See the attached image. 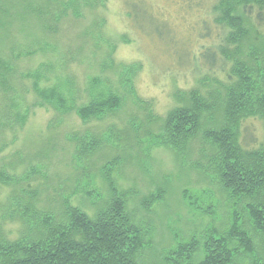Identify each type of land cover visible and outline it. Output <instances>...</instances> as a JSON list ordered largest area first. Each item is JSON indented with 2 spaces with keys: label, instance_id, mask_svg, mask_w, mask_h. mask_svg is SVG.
Segmentation results:
<instances>
[{
  "label": "rangeland",
  "instance_id": "obj_1",
  "mask_svg": "<svg viewBox=\"0 0 264 264\" xmlns=\"http://www.w3.org/2000/svg\"><path fill=\"white\" fill-rule=\"evenodd\" d=\"M146 1L156 20L142 8L128 16L126 0H52L41 20L36 13L27 14L22 1L1 0L8 12L0 17L9 30L14 26L9 41L15 49H4L0 55L14 57L20 87L30 90L24 92L25 105L30 106L28 100L35 96L30 89L34 80L57 92H71L76 106L112 92L123 97L115 114L89 121L47 104L30 107L26 134L5 153L19 151L24 157L42 150L45 157L27 158L15 170H6L11 177L43 184L38 187L40 210L57 209L63 198L70 197L90 215L101 201L113 197L112 179L143 230L139 264H171L166 258L180 244L192 237L203 243L211 233H224L232 224L237 199L229 197L202 160L201 138L192 141L191 156L182 158L178 147L174 150L150 137L157 135L159 123L147 117L150 108L155 116H163L177 105L179 90L200 86L213 74L224 78L219 67L213 72L192 59L203 42L211 41L201 38L199 31L203 18H212L208 8L213 0L191 11L187 4L180 7L179 0ZM1 35L0 31V39ZM263 136L261 120L244 122L246 147H258ZM115 156L117 161L111 163ZM31 167L40 174L32 177ZM159 186L167 189L165 196L151 200L149 195H157ZM3 227L9 238L18 236L16 223ZM203 256L200 245L195 262Z\"/></svg>",
  "mask_w": 264,
  "mask_h": 264
},
{
  "label": "trees",
  "instance_id": "obj_2",
  "mask_svg": "<svg viewBox=\"0 0 264 264\" xmlns=\"http://www.w3.org/2000/svg\"><path fill=\"white\" fill-rule=\"evenodd\" d=\"M20 1L26 13H36L38 20L52 6V0ZM126 1L128 16L142 8L143 14L156 20L146 0ZM207 1L210 0H194L195 4L192 0L177 2L180 7L187 4L186 9L191 11ZM212 3L208 8L212 18H203L199 31L201 38L208 36L211 41L203 42L192 59L213 72L219 67L224 78L213 74L201 80L200 86L179 90L175 94L177 105L163 116H155L147 104V117L149 122L159 123L157 135L150 137L174 150L178 147L182 158L191 156L192 141L201 138L202 160L237 203L233 204L232 224L224 233H211L203 243L192 237L166 259L171 264H264V136L254 148L246 147L242 141L246 120L257 118L264 127V0ZM7 12L8 7L0 0V15ZM5 24L0 17V53L15 49V43L9 41L14 26L9 30ZM13 59L0 55V264H139L137 255L143 247V230L128 213L127 200L112 179L109 186L113 197L105 203L101 201L102 206L90 215L73 205L70 197L63 198L57 209L40 210L38 187L43 184L35 179L11 177L6 170H15L27 158L32 161L45 157L42 150L24 157L19 151L5 153L26 134L30 107L47 104L59 113L74 111L83 121H89L115 114L123 97L112 92L76 106L71 92H57L54 86L42 87L34 80L30 89L35 96L28 100L30 106L25 105L24 92L30 90H24V85L20 87L19 67ZM116 157L111 163L117 161ZM30 172L32 177L40 174L35 167ZM157 188V195H149L151 200L163 198L167 192L165 187ZM9 222L17 224L15 238H9L4 231L3 226ZM200 245L204 256L195 262Z\"/></svg>",
  "mask_w": 264,
  "mask_h": 264
}]
</instances>
